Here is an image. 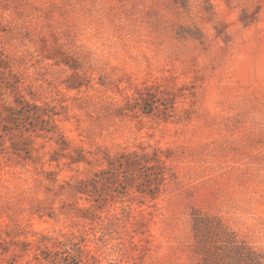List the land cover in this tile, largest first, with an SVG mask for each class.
Segmentation results:
<instances>
[{
    "label": "rangeland",
    "instance_id": "obj_1",
    "mask_svg": "<svg viewBox=\"0 0 264 264\" xmlns=\"http://www.w3.org/2000/svg\"><path fill=\"white\" fill-rule=\"evenodd\" d=\"M134 151L156 196L77 190ZM230 238L264 257V0H0V264H224Z\"/></svg>",
    "mask_w": 264,
    "mask_h": 264
},
{
    "label": "trees",
    "instance_id": "obj_2",
    "mask_svg": "<svg viewBox=\"0 0 264 264\" xmlns=\"http://www.w3.org/2000/svg\"><path fill=\"white\" fill-rule=\"evenodd\" d=\"M148 97L151 95L147 94ZM18 114V115H17ZM21 112L9 113L10 122H18ZM82 161L80 158H73L72 162ZM108 168L95 173L86 181H81L77 190L81 193H91L101 196L110 186L136 187L140 192H146L152 197L159 193L165 173L164 160L156 152L151 154L138 153L136 151L118 155L114 161L107 162ZM140 180L139 182H136ZM224 244L227 249H217L216 256H223L218 261L224 264H264V257L251 246H243L236 239H226ZM230 248V249H229ZM199 264H215V258L205 257Z\"/></svg>",
    "mask_w": 264,
    "mask_h": 264
}]
</instances>
